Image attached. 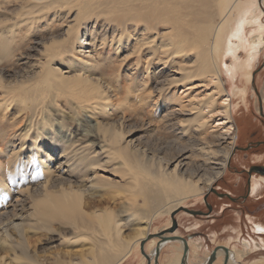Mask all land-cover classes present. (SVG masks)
<instances>
[{
    "label": "bare ground",
    "instance_id": "obj_1",
    "mask_svg": "<svg viewBox=\"0 0 264 264\" xmlns=\"http://www.w3.org/2000/svg\"><path fill=\"white\" fill-rule=\"evenodd\" d=\"M262 13L257 0H0V264H42L29 234L47 247L54 237H86L94 264H121L132 253L119 238L123 224L143 221L140 246L149 222L223 176L237 133L220 162L221 135L200 136L214 96H224L218 106L228 118L236 76L245 88L250 82L264 48ZM227 56L228 96L219 83ZM201 78L216 80L217 93L192 112L175 110L184 107L178 88ZM154 129L168 135L164 142ZM140 131L144 141L133 138ZM263 181L251 182L252 197ZM248 221L264 235V223ZM157 242L145 245L152 264ZM191 242L188 251L199 248ZM166 243L179 252L169 264H181L183 243ZM241 243L227 264L250 249ZM220 257L221 249L213 264Z\"/></svg>",
    "mask_w": 264,
    "mask_h": 264
},
{
    "label": "rangeland",
    "instance_id": "obj_2",
    "mask_svg": "<svg viewBox=\"0 0 264 264\" xmlns=\"http://www.w3.org/2000/svg\"><path fill=\"white\" fill-rule=\"evenodd\" d=\"M263 2L264 0H257L258 5H260V10L263 12L261 18L264 24ZM250 31H252L251 28H247L245 30V33L247 32L246 37L249 36L248 34ZM90 33L91 31H89V34ZM93 35L94 34L91 33V36L88 38V40L94 39ZM99 35L100 34H98V36ZM244 55V52L240 53V56ZM229 60L230 59L228 56L227 58H223V63L221 66L222 75H220L219 80L221 87H224L226 96H228V94H232V86H230L232 79L224 74L226 68L231 64V61ZM26 66H29V64L27 63L22 67ZM251 67L250 82L247 84L246 88L243 84L244 79L242 78L240 80L239 74L235 78L239 91H236L237 97H234V95L231 96V107L234 108L231 109L228 118L224 116V107L218 106L226 103L223 101L225 99L224 96H214V99L216 100L215 102L217 104L213 106L212 113L208 114L207 112L205 121L208 122V128L207 130L205 128V132H203L201 134L202 136H200V139H202L204 136L221 135V138L218 139L223 140L224 144L221 145L220 148L217 147L216 150V158L221 160V157H223L224 154V152L221 151L222 147H224L229 142L230 137H233L237 133V127H240L242 121H248V127H246L247 137L245 138V131H241L239 135L242 138H245V140L235 141L233 145L234 147L231 154L232 157L233 155L235 156L231 162V167H229L230 174L226 173V178H224V180H219L224 175L221 176L219 179L212 182L210 187L207 189H201L200 195L198 197L185 201L184 205L182 204L181 207L173 210V212H171L169 215H158L155 220L149 222V226L146 229L148 234H158L160 232L166 233L168 229L171 228L172 222L175 221L176 229L172 235L182 237L187 241H190V243H192L191 241L197 242V246H199V248H193V246L189 248L187 255L188 264H204L212 251L218 247V245L222 247L226 246L228 247V250H233V257L230 258V260L233 258V260H237L235 255L240 251L243 252V249H245L243 243H241L242 240L250 242V249L247 250V253H245L241 259H238V262L233 263L264 264V249L260 250V248L257 246V244L260 243V239L264 241V235L253 234L252 230L250 229L251 223L248 221L251 219L256 222L260 221L264 223V200H261V198L257 199L258 197L247 198V196H245L247 188V174L244 172V170H248L251 166L264 165V48L260 51L257 59ZM215 82L216 80L214 79L211 80L210 78H206V81H202L201 78L190 83V85L184 89L178 88L176 95L178 97L181 94V96L184 97L182 101V106L184 107L180 108V106L176 104L174 105V109H178L177 111L180 112H192L193 108H197L198 103L204 101V99H207L209 95H214L217 93L218 84ZM238 94L240 96H238ZM188 101H190V103H188ZM230 117L232 120H230ZM157 125L158 124H156V126ZM231 126H233V128L236 127L235 132L233 135L226 136L225 129L230 128ZM152 128H155L154 125H152ZM156 134V129H154V131L151 132L152 138H156L159 134L162 142L165 141L163 138L168 136L165 133ZM145 136V131H140L135 133L133 138L144 141ZM216 145H218V143ZM191 148H193V140H190V151ZM199 159L200 158L196 160L200 161ZM237 159L240 160L241 165L237 164ZM192 160L194 161L195 158L192 157ZM220 160L218 162H220ZM206 167L204 166L203 170L207 171L208 173H211V170L214 169V166ZM251 176L250 182L253 177H258L256 175L254 176V174ZM256 179L259 178H253L252 181ZM198 187L201 188V183H198ZM209 188H213L215 193L210 195L205 203L204 198H206L209 193H212ZM225 193H231L229 196L232 198L239 196L237 200L243 199V201L232 203L226 198H220L219 195ZM118 194L119 195L117 198L119 200L123 194L120 192H118ZM240 196H244V198H241ZM262 196H264V193L261 195V197ZM208 207L211 208V212H209ZM182 208H186L187 210L194 212H201L203 215L193 216L184 212ZM225 208V212L220 214V212ZM205 211H207V213H203ZM208 214L210 216L209 218ZM140 222V224H123L119 238L121 239L122 244L125 246L132 245V253L137 249L136 252L140 254L141 259H143L145 262L147 260L144 256H142L139 250V245L137 246L135 244V241L137 240L136 230L140 228L143 221ZM36 237L38 236H32L31 234L28 235L31 250H35L37 255L40 257L42 264H57V262L66 264L70 263L71 261H75L77 264L78 262H80V264H94L92 262L94 248L92 246V242L86 237L78 238L77 240H60L57 237H54L53 240H56V242L52 246L48 247L45 245L43 246V243H37L38 240ZM155 240L156 239H152L150 241ZM168 244L169 243H166L160 246L157 264H169L171 261L175 262L177 260V254H179V252L175 246ZM174 245H177V243L174 242ZM236 250L238 252H236ZM194 251L198 253L192 255ZM145 253L147 255L149 254L146 252V250ZM221 254L222 253H220L219 256ZM203 259H206L205 262ZM222 259L223 257H220L217 263L219 264ZM19 264H27V261L21 259ZM150 264H152V261ZM221 264H223V261Z\"/></svg>",
    "mask_w": 264,
    "mask_h": 264
},
{
    "label": "water",
    "instance_id": "obj_3",
    "mask_svg": "<svg viewBox=\"0 0 264 264\" xmlns=\"http://www.w3.org/2000/svg\"><path fill=\"white\" fill-rule=\"evenodd\" d=\"M209 190L212 192V193H215V190L212 188H209ZM220 198H223V197H228V195L226 194H222V195H219ZM206 198H204V202H205ZM182 210L190 215H193V216H202L203 214L201 212H194V211H190V210H187L186 208H182ZM208 210L210 211V208L208 207ZM176 229V222L173 221L172 222V226L170 229H168V231L166 233H156V234H151V235H148L146 236V238L144 240L141 241L140 243V252L142 254V256L145 257V259L147 260V264H150V258L149 256L145 253V250H144V247H145V244L146 242H148L149 240H152V239H156L158 242H157V247L159 245H162L166 242H176V241H181L183 243V252H182V260H181V264H186L185 263V259H186V256H187V253H188V244H187V240L182 238V237H178V236H174L172 235L174 233ZM223 250L224 253H225V257H224V260H223V264H227L228 262V248H225V247H216L212 253L210 254L206 264H213V262H215L216 260V253L218 250ZM159 251L160 249L158 250V248H156V251H155V256H154V263L157 264V259H158V255H159Z\"/></svg>",
    "mask_w": 264,
    "mask_h": 264
},
{
    "label": "flooded vegetation",
    "instance_id": "obj_4",
    "mask_svg": "<svg viewBox=\"0 0 264 264\" xmlns=\"http://www.w3.org/2000/svg\"><path fill=\"white\" fill-rule=\"evenodd\" d=\"M248 125V121H242V124L240 125V127L238 128L237 127V135H238V141H244L245 140V138L247 137V133H246V127H248L247 126ZM240 129V130H239ZM241 131H245V133H246V136H245V138H242L239 134L241 133ZM242 138V139H241ZM249 150V149H248ZM234 156L235 155H233V157H232V154H231V156H230V159H229V162H228V164H227V169H226V171H225V173H224V176L221 178V179H219V180H224V178H226V173H229L230 174V171H229V167H231V162H232V160H233V158H234ZM239 159V158H238ZM236 160V162H237V164L238 165H241V163H240V160ZM244 172L247 174V188H246V195L245 196H247V198H251L252 196H251V194H250V185H251V182H252V179L253 178H259V179H263L264 180V165H257V166H251L248 170H244ZM252 174H254V176L256 175V176H258V177H253L252 179H251V182H250V178L252 177L251 175ZM263 183V186H262V188H261V190H260V194L257 196L258 198L257 199H260L261 198V200H264V196H262L261 197V195L264 193V181L262 182ZM213 193H209L207 196H206V200L208 199V197L210 196V195H212ZM226 195H228V197L226 196V197H223V198H226V199H228L230 202H232V203H235V202H241V201H243V199H241V200H237V198L239 197V196H235V197H230L229 196V194L231 195V193H229V194H227V193H225ZM241 198H244V196H240ZM222 198V199H223ZM254 198H256V197H254ZM205 200V201H206ZM206 203V202H205ZM225 210H226V208L225 209H223L221 212H220V214H223L224 212H225ZM209 212H211V208H210V211ZM203 213H207V211H205V212H203ZM210 214V213H209ZM209 214H208V218L210 217L209 216ZM205 215H207V214H205Z\"/></svg>",
    "mask_w": 264,
    "mask_h": 264
},
{
    "label": "crops",
    "instance_id": "obj_5",
    "mask_svg": "<svg viewBox=\"0 0 264 264\" xmlns=\"http://www.w3.org/2000/svg\"><path fill=\"white\" fill-rule=\"evenodd\" d=\"M136 250L128 256L129 258L127 257V259L123 260L121 264H146L147 262H144L143 259H141L140 254H138Z\"/></svg>",
    "mask_w": 264,
    "mask_h": 264
}]
</instances>
